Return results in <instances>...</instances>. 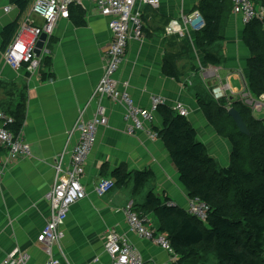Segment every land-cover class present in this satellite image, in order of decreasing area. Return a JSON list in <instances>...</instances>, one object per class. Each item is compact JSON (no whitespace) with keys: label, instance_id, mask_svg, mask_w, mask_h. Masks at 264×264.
<instances>
[{"label":"crops","instance_id":"obj_1","mask_svg":"<svg viewBox=\"0 0 264 264\" xmlns=\"http://www.w3.org/2000/svg\"><path fill=\"white\" fill-rule=\"evenodd\" d=\"M199 1L159 0L157 8L137 4L142 36L130 37L124 61L113 79L118 83V91L126 92L135 106L149 109L151 98L160 97L165 107L174 109L178 105L185 109L197 140L207 147L211 158L226 167L229 142L220 138L207 123L195 93L198 89L210 88L215 100L213 89L219 87L218 100H225L228 108L231 106L228 102L247 89L249 53L241 38L244 22L240 16L232 14L229 17L224 40L214 47L222 62L216 66L206 64L195 42L199 30L193 29L184 19L197 12ZM253 1L256 10L264 13L263 0ZM32 2L29 0L27 8L20 10L11 0H0V108L9 114L23 100L21 130L30 149L29 157L14 162L1 177L0 263L14 249L28 253L27 264L47 262L48 255L37 237L50 214L45 195L53 185L55 158L66 151L63 167H68L69 153L79 139L75 128L101 114L107 123L96 127L95 143L80 179L85 197L69 208L61 225V251L53 246L51 256L61 264H111L105 251V238L114 233L124 238L146 263L171 264V257L164 250L130 229L124 213L131 202L142 208L150 191L162 200L187 208L188 196L179 184L169 151L159 138L152 139L146 131L161 129V116L156 113L154 121L145 124L146 130L129 135L126 130L130 121L125 118L126 111L121 103L107 98L91 99L103 75V50L112 35L109 19L99 15L89 1L80 5L85 13L83 26H76L69 19L57 21L46 43L48 54L42 55L38 69L33 72L25 67L18 71L11 69L3 58L4 29L19 23ZM6 7L11 10L5 12ZM171 21L177 23L181 33H166V25ZM197 21L202 23L200 16ZM166 56L174 57L177 70L182 71L183 76L178 80L164 74ZM208 70L212 71L206 72ZM3 155L0 150V158ZM104 165L109 173L119 166H126L129 172L149 171L152 179L137 194L133 193L134 183L130 181L98 196L95 192L98 182L111 178L110 174L103 175ZM143 213L146 212L143 210ZM143 217L145 226L157 231L158 219L152 213Z\"/></svg>","mask_w":264,"mask_h":264},{"label":"trees","instance_id":"obj_2","mask_svg":"<svg viewBox=\"0 0 264 264\" xmlns=\"http://www.w3.org/2000/svg\"><path fill=\"white\" fill-rule=\"evenodd\" d=\"M11 2L20 10L29 5V0ZM196 10L203 23L196 35V46L206 64L220 65L221 56L214 47L224 40L232 15V1L200 0ZM84 16L80 5L69 7V20L74 25L83 26ZM17 28L18 23L4 29V47L8 46ZM241 38L249 53L246 61L248 90L258 99L264 96L263 22L254 19L245 23ZM182 43L187 45L185 41ZM167 57L163 72L178 80L183 73L177 70L174 57ZM198 90L195 98L205 120L220 138L230 144L226 167H221L211 158L207 147L197 140L191 122L174 109L157 107L156 113L161 116L163 126L154 132L169 151L179 184L188 198H198L208 206L207 220L199 221L179 205L169 206L167 199L162 200L152 191L147 194L142 208L134 205V210L139 217L152 213L158 219L157 233L169 240L177 256L174 264H264V118H255L251 110L236 98L229 101L230 107L239 112L247 125L250 135L245 136L227 114L225 100H214L210 88ZM20 102L9 114L0 108L13 119L8 129L14 134L21 131L24 124L25 105L23 100ZM102 172L103 175L110 174L114 186H124L133 181L134 194L152 179L149 171L129 172L126 166H119L109 173L104 165Z\"/></svg>","mask_w":264,"mask_h":264},{"label":"built area","instance_id":"obj_3","mask_svg":"<svg viewBox=\"0 0 264 264\" xmlns=\"http://www.w3.org/2000/svg\"><path fill=\"white\" fill-rule=\"evenodd\" d=\"M84 1L93 3L99 15L109 19L108 28L112 35L110 43L103 50V75L94 89L91 99L107 98L121 103L126 111L125 118L130 121V126L126 130L129 135L146 130L145 124H151L154 121L157 107L163 106L165 101L160 97H152L149 109L135 106L126 92L118 91V83L113 79V76L124 61L130 37L140 38L142 36V23L135 8L136 5L157 8L159 0H33L30 8L19 21L13 39L4 51L5 63L14 71H18L21 67H25L28 72L38 69L42 55L48 54L46 43L52 37L57 21L59 19L67 20L69 7L81 5ZM231 1L232 13L240 16L244 24L258 19L263 22L264 26L263 13L256 11L252 0ZM9 10L11 7L4 9L5 12ZM198 16L199 14L195 12L184 19L193 29L199 30L203 24L197 21ZM165 31L167 34L181 33L175 21L169 22ZM42 34L46 35V39L40 57L36 58L34 49ZM213 93L216 99L221 95L220 90L215 89ZM239 100L253 111L257 107L260 110L264 108V102L254 100L248 89L239 94ZM174 110L181 116L188 114L178 105ZM12 123L13 119L0 109V150L4 152L3 157L0 158V181L10 165L30 155V149L23 139L22 130L14 134L8 129ZM106 123V117L101 114L88 123H79L75 128L79 133V139L69 153L68 167H63L66 151L55 158L53 185L45 195V199L49 203L50 214L37 237V242L44 246L45 253L48 255L45 264H61L59 260L51 256V249L53 246H58L60 249V241L63 237L61 225L67 218L69 208L85 197V191L80 181L84 172V163L95 143L96 127L104 126ZM146 131L152 139L157 138L154 131ZM114 184L112 179L103 178L96 185L95 192L98 196H103L114 187ZM187 211L199 221L205 222L209 208L198 198H188ZM124 213L130 229L136 235L152 241L168 253L173 262L177 261V256L174 254L169 240L145 226V218L139 217L132 202L126 206ZM105 251L111 258V264H146L139 253L124 238H120L114 233H109L105 238ZM28 260V253L14 249L0 264H27Z\"/></svg>","mask_w":264,"mask_h":264},{"label":"water","instance_id":"obj_4","mask_svg":"<svg viewBox=\"0 0 264 264\" xmlns=\"http://www.w3.org/2000/svg\"><path fill=\"white\" fill-rule=\"evenodd\" d=\"M45 39H46V35L42 34L39 37L38 42L36 43V47L34 49V54L36 58L40 57L41 49L44 45ZM227 114L232 118L233 122L235 123V126L237 127L238 131L241 134L245 136L250 135L247 125L244 123L242 117L240 116L239 112L235 108L231 107L227 109Z\"/></svg>","mask_w":264,"mask_h":264},{"label":"clouds","instance_id":"obj_5","mask_svg":"<svg viewBox=\"0 0 264 264\" xmlns=\"http://www.w3.org/2000/svg\"><path fill=\"white\" fill-rule=\"evenodd\" d=\"M253 2V1H252ZM254 4V3H253ZM82 5V4H81ZM255 6V5H254ZM198 13V12H197ZM233 14V13H232ZM69 19V18H68ZM67 19V20H68ZM203 24V23H202ZM167 26V25H166ZM203 27V26H202ZM201 29V28H200ZM199 29V30H200ZM218 88V90H219V87H217ZM216 88H214L213 89V91L215 90ZM247 89H248V87H247ZM220 92H221V89H220ZM213 95H214V93H213ZM252 96V95H251ZM253 97V96H252ZM220 98V97H219ZM219 98H215V100H218ZM254 98V97H253ZM256 101H258V102H264V96H262L261 98H258V99H256V98H254ZM236 100H238L241 104H243L240 100H239V98H237ZM244 105V104H243ZM163 106H165V104L163 105ZM244 106H246V105H244ZM247 107V106H246ZM229 108H231V107H228L227 109H229ZM249 108V107H248ZM172 109V108H171ZM250 110H251V112L253 113L254 111L251 109V108H249ZM264 109V108H263ZM263 109H261V110H263ZM260 110V111H261ZM187 116V115H186ZM185 116V117H186ZM256 118V117H255ZM263 119V118H262ZM154 131V130H153ZM230 145V144H229ZM171 204V205H170ZM168 205L169 206H173V204L172 203H170V202H168ZM186 210H187V208H186ZM156 233H157V231H155ZM157 234H159V233H157ZM161 235H163V234H161ZM163 236H165V235H163ZM166 237V236H165ZM167 238V237H166ZM168 254V253H167ZM169 255V254H168ZM170 256V255H169ZM171 257V256H170ZM145 262V261H144ZM146 263V262H145ZM146 264H148V263H146ZM171 264H174V262L172 261V258H171Z\"/></svg>","mask_w":264,"mask_h":264},{"label":"rangeland","instance_id":"obj_6","mask_svg":"<svg viewBox=\"0 0 264 264\" xmlns=\"http://www.w3.org/2000/svg\"><path fill=\"white\" fill-rule=\"evenodd\" d=\"M212 70H208V71H206V72H211ZM215 71V70H214ZM237 98H239V95L237 96ZM254 99V98H253ZM255 100V99H254ZM252 115L254 116V117H256L257 119H262V118H264V109L263 110H261V111H259V112H256V111H254L253 113H252ZM226 141V140H225ZM227 142V141H226ZM228 143V142H227ZM30 156V155H29ZM28 156V157H29ZM221 158H222V156H221ZM221 166V165H220ZM221 167H223V166H221ZM206 264H210L209 262L208 263H206Z\"/></svg>","mask_w":264,"mask_h":264},{"label":"bare ground","instance_id":"obj_7","mask_svg":"<svg viewBox=\"0 0 264 264\" xmlns=\"http://www.w3.org/2000/svg\"><path fill=\"white\" fill-rule=\"evenodd\" d=\"M259 110V108L257 107L256 109H255V111H258Z\"/></svg>","mask_w":264,"mask_h":264}]
</instances>
